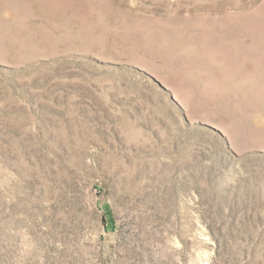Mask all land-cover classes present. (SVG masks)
<instances>
[{"label":"rangeland","instance_id":"374dc122","mask_svg":"<svg viewBox=\"0 0 264 264\" xmlns=\"http://www.w3.org/2000/svg\"><path fill=\"white\" fill-rule=\"evenodd\" d=\"M0 264H264V0H0Z\"/></svg>","mask_w":264,"mask_h":264}]
</instances>
